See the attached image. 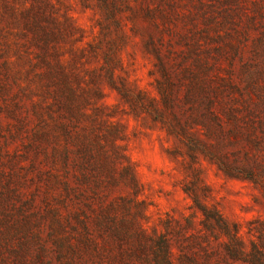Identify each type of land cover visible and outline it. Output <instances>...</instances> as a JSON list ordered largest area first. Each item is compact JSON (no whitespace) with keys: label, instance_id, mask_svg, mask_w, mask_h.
Returning <instances> with one entry per match:
<instances>
[{"label":"rangeland","instance_id":"1","mask_svg":"<svg viewBox=\"0 0 264 264\" xmlns=\"http://www.w3.org/2000/svg\"><path fill=\"white\" fill-rule=\"evenodd\" d=\"M0 264H264V0H0Z\"/></svg>","mask_w":264,"mask_h":264}]
</instances>
